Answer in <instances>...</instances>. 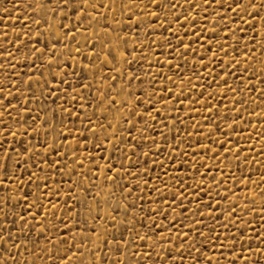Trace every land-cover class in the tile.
Returning a JSON list of instances; mask_svg holds the SVG:
<instances>
[{
    "label": "snow or ice",
    "instance_id": "obj_1",
    "mask_svg": "<svg viewBox=\"0 0 264 264\" xmlns=\"http://www.w3.org/2000/svg\"><path fill=\"white\" fill-rule=\"evenodd\" d=\"M47 3H53V0H47ZM56 3L61 9V15L56 20V25L61 31L54 36L50 32V39L47 42L41 40L44 35L41 24L44 23L48 29H51L52 25L48 21L56 17L57 13L55 6L51 11H48L46 3L41 2L37 4L36 9H33L31 3L27 5L28 10H31L33 15H36L38 10L44 11L45 15L34 21L31 17L25 16L24 22L17 30L26 29L23 32L25 38L21 41L19 36L14 37V44L18 45L15 47V53L6 52L4 45L0 44V56L6 55L14 58L15 54L24 49L26 54L23 59H31L34 66L36 60H41L47 54V59L39 67L43 68L46 64L48 76L51 77V81L56 82L53 86L55 90H51L49 88L50 81L47 78L43 80V83L37 78L36 88L32 87L33 77L31 75L28 76V79L21 80L19 83L16 78L19 77L20 73L11 75L8 84L4 80H0V152L3 153L0 156V192L3 193L0 196V264H38V261L40 264H145L147 260H152V264H186V256L189 257L188 264H202V262L203 264H212L211 257L204 256L201 250L196 247V244L198 240L199 243L203 244L207 235H214L213 228L205 222V218L207 216L219 226V217L215 214L216 210L220 208L219 200H226L232 194L231 192H216L219 200L216 201L215 206H212L213 190L219 187L221 179H227L223 168L218 169L219 178L216 177L215 172L208 171V166L203 163L207 155L208 145L201 144L199 139L195 141L198 147L192 149V168L194 171L191 173L193 179L191 185L185 181L184 177L170 174L161 161L153 159L151 164H148L149 153L158 150L155 151V155L160 156L163 154L169 165L179 154L178 165L183 168L188 166V152L178 147L182 141L180 140L179 127H177L184 125V121L180 119V108L184 107V103L180 102V97H183L184 100L189 98L186 95L185 85V80H188V78L185 77L181 80L180 87L177 88V95L173 96L172 89L163 84V79H166L168 83L172 84L173 88H176L177 86L173 83L171 76L165 74L162 77L161 86L157 91L153 87L156 83V76L149 74L151 78L147 82V87L151 91H145L143 79L136 75V69L125 74L120 68H114L113 70L119 74L121 83L119 87H116L117 76L111 77V83L107 87L112 95L104 91L102 92L104 97L102 100H99L95 95H81V100L87 103L96 104L97 107L103 105L100 115L95 120L92 117L97 115V109L93 108L92 115L89 116L85 112L86 105L78 103L76 95L93 87L91 83L84 81L87 80L90 74L91 78L95 80L98 68L117 63L122 66L126 64L128 68H132V61L128 60L127 56L133 55L134 57V51L129 48L125 29L135 33L137 38L141 27L143 32L149 35L159 28L161 32L167 31L170 36H174L170 25L175 21L179 28H183V24L180 22L181 16H183L185 21H191L192 27L188 31L193 32L195 39L200 41V50L204 53V56L211 52V56L208 57V64L211 65V72L214 73L213 82L216 87L219 88L223 84L224 89L222 92L225 94L231 92L235 96L236 93L243 90L239 87L233 88L228 83V78L231 77L234 81L238 80L241 84H245V80H248V83L245 84V90L249 93L256 92L261 103H264V59L259 61L260 68L256 69L253 66V61L257 59L256 49L250 47V45L264 41V15H261V13H264V0H260L259 3L257 0H215L216 7L226 10L223 13H216L215 9L209 12V0H184L190 11L187 14L181 11L180 15L175 14L176 9L182 7L178 0H108V2L101 0L100 3H92V0H56ZM89 8H91V13H94V15H85L88 13ZM137 8H139V12L136 11ZM145 8L147 11H144ZM100 9H104V11H100ZM191 10H202L206 16L211 15L213 27L205 29L203 25L198 26L196 19L191 15ZM109 12L112 13L111 17ZM117 12L121 14L120 20L116 19ZM228 12L231 13V16L228 15ZM72 14L75 15L74 21L71 18ZM125 16L127 22L124 19ZM245 16L248 17L247 20L244 19ZM256 16H260L261 20L262 34L260 41L256 40L255 32H253V35L241 44L239 37L246 36L247 32L239 25L244 24L253 27ZM157 17H161L163 22L154 23ZM65 19L69 21L68 24L63 23ZM165 22L168 27H165ZM69 24L72 25L71 29ZM117 24L122 25L118 30L115 27ZM230 24L231 27H229ZM33 25L36 28L35 33L32 32ZM196 27H200L199 32L195 31ZM217 29H219L220 35L217 34ZM225 30H227V34L232 35L235 41V44L231 46V50L237 53V56H239L240 51H245L243 57L246 62L245 67L241 68L240 61L235 60V68L239 69V72L225 71L228 65L233 64V58H229L224 65H220L218 62L217 52L222 57L228 56V49L225 47L227 45ZM114 32L117 35L113 38L112 34ZM119 32H125V35L120 36ZM204 32H208L210 37L206 40V43ZM101 33H103L102 38ZM184 35L187 36L188 32H185ZM33 37L35 43H33ZM77 37H82V40H77ZM65 38L67 44H64ZM175 38L178 41L175 44L177 49H180V46L183 45V50L177 52V56H182L191 47L192 37H189L187 43L179 37ZM3 39L8 40L7 34L3 36ZM135 42V40L132 41L133 44ZM37 43H42L43 47L37 48ZM81 44L85 51L81 50ZM97 44H99V47H97ZM57 45H62L64 49H67V56L64 59H61L63 52L57 49ZM12 46L13 44L10 43L9 47ZM168 46L169 49L173 47L171 43ZM261 51L264 54V49H261ZM27 53H31V56ZM191 54L195 56L196 51L193 50ZM204 56L200 57L201 67L208 66L204 63ZM70 57L73 58L71 68L67 66ZM74 57L81 58L79 71H77V62ZM185 64H187L186 58ZM11 67L14 72L15 64H12ZM53 67L57 71L53 72ZM168 67L170 69L172 67L171 60L168 61ZM217 67L221 72H224V76L220 77L219 81L216 80V76L219 75L216 72ZM137 68H139V65H137ZM176 68L175 75L180 78L182 72L179 70V64L176 65ZM125 75L128 77L127 79H125ZM41 76H43V72H41ZM207 78L208 73H205L204 79L207 80ZM104 79L107 80L108 77H104ZM133 80H135V85H133ZM70 81H74L75 86ZM253 81H258L261 87L257 88ZM188 83L191 84V81L188 80ZM21 84L28 89L33 101L37 99V93L40 97L50 100L53 105L52 109L49 110L46 104L39 105L37 115H32L28 107L27 95L21 98L11 91L5 92L6 86L14 87L19 91ZM203 87L201 85L202 89ZM212 87L213 83L207 84L208 89H212ZM137 90L140 95L136 94ZM195 90V84H191L188 91ZM216 95L214 91L201 90L199 93L200 97L205 98L202 101V107H205L209 113H212L214 106L211 105L208 98L216 97ZM9 97L16 103H12ZM57 100H60L61 103L57 104ZM177 102H180V107L175 109V119L171 120L165 113H171L172 108L170 106ZM64 103L68 104L67 108L64 107ZM195 103L196 99L194 98L189 104V113L184 115H190L191 106ZM239 103L240 100L234 99L232 104V108L237 115L240 112V109L237 108ZM244 103L246 105L248 101H244ZM156 105H159V107H156ZM74 107L77 111H72ZM137 108L141 111H137ZM149 109L152 110L149 111ZM245 110L247 111V109ZM13 112L16 113L15 117L12 115ZM40 112H44V115H39ZM57 112L60 113L58 121ZM112 114H114L113 119H107V116ZM248 114L251 115V112ZM260 116L261 119H264V112ZM69 117L80 119L82 125H84L85 120L87 121L83 132L78 131L77 136L73 137L75 148L70 146L73 141H68L65 137V133H67V136H71V130L64 123ZM157 117H160V119L157 120ZM50 118L53 121L52 124L49 123ZM209 119V116H202L204 124H208ZM113 120L115 123H113ZM100 121L104 122L101 123ZM57 123L59 125L58 129L56 127ZM235 123L236 121H233L227 127L234 130ZM72 124L73 127L76 126L75 120L72 121ZM138 124H142L143 127H138ZM11 125H16L18 131L27 133L29 136L31 133H37V144L39 147L44 148V154L38 156L36 146L32 145L30 139L27 143L21 140L18 148L11 146L5 148L4 143L7 141L9 134H11L13 143L17 141V132L12 130ZM33 125H37V127H33ZM161 125L168 133L172 131L173 127H177L176 134L173 137L176 141L175 144L169 143L167 134L160 133L163 142L168 145L171 155L164 153L162 145L157 142L155 135H153ZM192 126L197 127V125ZM41 128L45 129V139L42 141L38 135ZM29 129L31 132H29ZM49 130L56 131V136L53 137L51 144L47 140ZM216 130L219 131V127ZM118 131L121 135H117ZM85 133L89 135H85ZM185 138L189 139L186 131ZM259 138L264 139V133ZM58 139L65 144L66 150L63 152H60L56 147ZM215 139L217 138H213L210 143L214 142ZM81 141H84V143L81 144ZM224 143L229 144V148L224 149L223 157L230 168L231 161L228 159V152L233 151L235 159L239 163V151L231 148V136ZM224 143L219 144V148H224ZM89 145L92 146L91 149H89ZM189 148H191V144H189ZM81 149L88 152L86 158L89 160L91 168H88L87 171H83L87 166L83 164L84 157ZM199 150H203L205 155H199ZM49 151L53 154V159H49L47 155ZM69 151L72 152V157L67 161L68 163L74 161L77 156H82V159L73 163L68 172H65L63 158L68 157ZM105 151L108 152L107 156L104 155ZM260 151L264 154V148ZM212 156H216L215 149L212 151ZM133 159L136 163L132 162ZM244 159L247 160V155L244 156ZM37 160H41L44 167H41L36 162ZM97 160L105 161L104 165L101 167ZM141 160L148 167L141 170L147 174V179L140 181V184L143 185L140 191L142 192L143 189L147 188L149 192L155 191L157 193L156 197H152L150 212L143 211V207L137 209L135 200L131 203L128 202V196L135 195L133 189H136L138 185L132 184L130 187H126V181L129 176L134 180L139 176V172L132 173L130 169L138 167ZM108 161H111V163H108ZM197 161L200 162L198 166ZM220 163V159L217 158L216 164ZM257 163L260 164L259 161ZM126 164L127 167H125ZM216 164L211 165V167L215 168ZM261 166L264 167V165ZM77 167L82 169V173L76 171ZM152 167L162 170L169 181L175 180L171 190L169 184L161 179L159 173L156 175L149 173V168ZM96 168L100 171L102 183L111 185L112 190L108 195L114 197L115 192H120L123 202L115 206L109 205L111 213H117V215L108 213L101 217V190L98 189L89 195L91 188L96 187L94 181H89V187H83L76 181H73L72 184L67 183L68 180L72 179V176L79 177L83 174V177L87 178L91 173L95 177L92 169ZM32 169H35V171H32ZM49 172L52 174L51 184L49 183ZM40 173H44V175H40ZM106 173H112V175ZM197 173H199L198 182L196 181ZM57 175L62 177L60 181L54 179ZM117 176L120 177L119 181H117ZM64 177H67V179H63ZM148 180L159 181L167 192L171 203L160 195V189L156 187V184L150 185ZM206 182L208 183L207 192L204 191ZM261 183H264V176L261 177ZM66 184L68 195L67 198H64L61 191ZM73 186L79 188L85 194L84 199L73 197L70 194ZM205 195H207V199L202 200L201 197ZM84 200H92L95 208L91 205L85 207ZM69 201H71V204ZM140 203L142 206L145 205L143 200ZM188 203H193L191 209L187 208ZM77 204H79V207L73 213L72 209ZM58 208L61 209L59 215L56 211ZM162 208L163 211H161ZM202 208L208 209L207 214L201 211ZM31 209H34V211H31ZM121 209L122 211H120ZM130 209L134 211L130 212ZM169 209L172 213L171 218H169ZM247 210L248 203L246 202L242 211ZM253 211H255L254 206ZM137 212L144 219H148L149 216L151 219H148V223L144 224L137 219ZM259 212L262 220H264V199L261 200ZM225 213L227 215L224 227L227 230L230 226L228 221L236 216V211L234 207L230 206L221 211L220 215L223 216ZM101 219H104L109 225L103 231H101V225L98 223ZM157 219L160 220L159 225L156 224ZM184 221H187V224ZM240 223L242 224V221ZM176 224L180 226L174 227ZM137 225L145 229L143 235L136 230ZM73 229H80V231L74 232ZM200 229H206L207 233L200 231ZM242 231L243 228H241ZM189 233L193 235H189ZM232 239L236 243H230L227 246V251L231 254L227 264H237L238 260H242L243 264H249V258L241 256L236 251L237 243L244 239L243 235L238 238L233 236ZM256 240L260 247L254 251L264 253V228L256 233ZM136 241H139L142 249L140 252L135 251ZM145 242H147V245ZM177 242L179 247L176 246ZM157 245L160 247L157 248ZM145 247L146 250H144ZM219 247L221 250L220 258H223L225 248L223 241H221ZM166 248L167 252H165ZM216 248L217 246L213 242L212 250L216 251ZM241 251H247V249L241 245ZM106 252L111 255V259L106 258ZM153 252L156 253V259H153ZM24 253L29 257H34V259H31V261L21 259L18 262L16 258ZM122 255L129 257V260L122 259ZM85 256L88 257L87 261L84 260ZM132 257H136V259L132 260ZM253 264H256V262H253ZM260 264H264V254L260 257Z\"/></svg>",
    "mask_w": 264,
    "mask_h": 264
},
{
    "label": "rangeland",
    "instance_id": "obj_2",
    "mask_svg": "<svg viewBox=\"0 0 264 264\" xmlns=\"http://www.w3.org/2000/svg\"><path fill=\"white\" fill-rule=\"evenodd\" d=\"M45 2L46 8L48 11H51L52 8L55 6L56 10V17H53L49 19L48 23L52 25L51 29H48L47 25L42 23L41 24V30L44 32V35L41 37L42 41L47 42L50 39L49 33L54 36L57 32L61 31L60 28L56 25V20L61 15V9L58 6V3H56V0H53V3H47V0H0V44L4 45L6 52H13L15 53V47L18 45L14 44V37L19 36L20 40H24L23 32L26 29H21L20 31H17L20 29V25L24 22L25 16L31 17V19L34 21L35 19H39L42 15H45L44 11L38 10V13L36 15H33L31 10H28L27 5L29 3L32 4L33 9H36V6L38 3ZM101 0H92V3H100ZM104 2H108V0H104ZM259 3L260 0H257ZM178 3L182 5V7H178L176 9V15H180L181 11H184L185 14H187L190 10L187 8V4L184 3V0H178ZM213 9H215L216 13H223L226 10L222 8H218L215 5V0H209L208 4V11L211 12ZM100 11H104V9H100ZM137 12H139V8L136 9ZM144 11H147L145 8ZM92 14L91 8H89L88 13L85 15ZM112 13L109 12V16L111 17ZM142 15V13H141ZM191 15L196 19L197 25H203L205 29H210L213 27L212 22V16L205 14L202 10H191ZM228 15L231 16V13L228 12ZM261 15H264V13H261ZM72 20H75V15L72 14L71 16ZM135 18V17H133ZM116 19H121V14L119 12L116 13ZM125 21L127 22V17H124ZM245 20L248 19L247 16L244 17ZM162 18L157 17L156 21L154 23H161ZM183 24V28H179L177 23L173 21L170 25L172 32L174 33V36H170L167 31L161 32L159 28L155 29L150 35L143 32L142 27L139 31V37L137 38L136 34L133 32L127 31L125 29V32L127 33L128 37V45L130 50L134 51V57L133 55H128L127 59L132 61V68H128L125 65H121L120 63H117L115 65H105L104 68H98L96 71V79L93 80L91 78V74L88 76L87 80L84 82L91 83L93 87L88 90L82 91V93H77L76 99L77 102L80 104H85V112L91 116L93 108L97 109V115L93 116L92 118L95 120L100 115V112L102 110L103 105L100 107H97L96 104L87 103L84 100H81V95L85 96H92L95 95L99 100L104 99L102 96V92L107 91L109 92V95H112V93L109 91L107 85L111 83V77L117 76V85L116 87H119L121 81L119 78V74L116 73L113 69L114 68H120L122 72L125 74L129 71H133V69H136V75L142 77L143 79V86L145 88V91H151L147 87V82L151 78L149 74L156 76V83L153 85L159 91V88L161 86L162 77L166 74L167 76H171L173 78V83L176 84V88L172 87V84L168 83L166 79H163V84L167 87L172 89L173 96L177 95V88L180 87L181 80H183L185 77L188 78V80L191 81V84H195L196 90L195 91H188L191 88V84L188 83V80H185L186 85V95H188V100H184L183 97H180V102L184 103V107L180 108V119L184 121V125H179V131H180V140L182 143L178 145L180 149H183L184 151L188 152V166L187 168H183L182 166L178 165V160L180 159L179 154L177 155V158L172 160L171 165L168 164V162L164 159V155L161 154L160 156L155 155L154 150L149 153L148 157V164L150 165L153 159H156L157 161L163 162L164 167L167 168L168 172L175 175H180L184 177L185 181L191 185L193 183V179L191 176V173L194 171L192 168V149H196L198 146L195 143L196 140H200L201 144L208 145L207 148V155L205 156V159L203 160V163L208 166L209 172H215V175L217 178H219L220 173L218 169L221 167L224 170L225 176L227 177L226 180L221 179L220 185L218 188L213 190V203L212 206H215L216 201L219 200V196L216 195V192H231L232 194L227 197L226 200H219L220 208L216 210V216L219 217V226L212 221L210 218L206 216L205 222L208 223L213 228L214 235H207V238L204 240V243H199V240L196 244V247L201 250V253L204 256L211 257L212 264H227V261L231 258V254L227 251V246L230 243H236L235 240L232 239L233 236H236L237 238L241 235H243L244 239L240 240L239 243H237L236 251L241 256H247L249 258V264H253V262H256V264H260V257L264 253H256L254 250L260 247V244L256 240V233H259L262 228H264V220L261 218V214L259 212L260 206H261V200L264 199V183H261V177L264 176V167L261 165H264V154L261 153V149L264 148V139H260V135L264 133V119H261L260 114L264 112V103H261L260 98L258 97V94L256 92L249 93L247 90H245V84L248 83V80H245V84H241L238 80H232L231 77L228 78V83L233 87H239L242 89V92H238L233 95V93L228 92L224 93L222 90L224 89V85L221 84L219 88L216 87V84L213 82V75L214 73L211 72V65L208 64V57L211 56V52L207 54V56H204V53L200 50V41H197L195 39V35L193 32H189V28L192 27L191 21H185L184 17L181 16V21ZM64 24H68L69 21L67 19L63 20ZM241 28H244L247 32L246 36L239 37L241 44H243L249 37L253 35V32H255L256 40L260 41L261 37V20L260 16L255 17V23L253 27H248L247 25L240 24ZM72 25L69 24V28L71 29ZM116 29L118 30L122 25L117 24L115 25ZM165 27H168V24L165 22ZM231 27V24L229 25ZM91 31V30H90ZM196 32L200 31V27H196ZM32 32H36V28L34 25L32 26ZM125 32H119L118 34L120 36H124ZM185 32H188V35H184ZM226 32V39H227V47L228 49V56L222 57L219 52H217V59L220 65H224L229 58H233V64L228 65L225 68V71H236L239 72V69L235 68V60L240 61V67L243 68L246 66V62L244 61L243 57L245 55V51H240L239 56H237V53L233 52L231 50V46L235 44V41L232 38L231 34H227ZM7 34L8 40L5 41L3 39V36ZM217 34L220 35L219 29H217ZM117 35L116 32L112 34L113 38ZM205 37V43L206 40L209 37L208 32L203 33ZM103 37V33H101V38ZM175 37H179L180 39H183L185 43L188 42L189 37H192V45L191 47L183 53L182 56H177L178 51L183 50V45L180 46V49H177L175 47V44L178 42ZM77 40H82V37H77ZM135 40L136 42L133 44L132 41ZM142 41V42H141ZM152 42L151 44L149 42ZM12 43L13 46L9 47V44ZM33 43H35V38L33 37ZM169 43L173 45L171 49H169ZM64 44H67V39H64ZM51 47V45H49ZM37 48L43 47L42 43L36 44ZM97 47H99V44H97ZM250 47H254L256 49V57L257 59L253 61V66L256 69L260 68L259 61L264 59V54H262L261 49H264V41H261L259 44H253L250 45ZM74 48V44H73ZM58 50H62L63 55L61 56V59H64L67 56V49H64L62 45H57ZM81 50L85 51L83 48V45L81 44ZM196 51V55L193 56L191 53L192 51ZM215 50V48H213ZM26 53L24 52V49H21L18 54L14 55V58H10L8 56H0V80H4L6 84L10 83L11 75H14L15 73H20L19 77H17V82L19 83L21 80L28 79V76L31 75L33 77L32 80V87L36 88V79L39 78L40 82L43 83V80L47 78L49 83V88L51 90L54 89L55 81H51V77L48 76L47 71V65L44 64L43 68H40L39 66L44 62V60L47 59V54L41 59L35 61V66L32 63V60H24L23 56ZM27 55L31 56V53H27ZM204 56V63L208 66L201 67L200 66V57ZM185 58L187 59V64H185ZM34 59V58H33ZM76 60V68L77 71H79V61L80 57H74ZM172 61V67L171 69L168 67V61ZM86 63V61H85ZM12 64H15V70L13 72V69L11 67ZM179 64L180 71L182 72V75L180 78H177L175 75V72L177 71L176 65ZM73 65V58H68V67L71 68ZM137 65H139V68H137ZM63 67V65H62ZM31 69V71H29ZM53 72L57 71L55 67L52 69ZM41 72H43V76H41ZM216 72L219 73V75L216 76V80L219 81L220 77L224 76V72H221L219 67H217ZM208 73L207 80L204 79V74ZM199 79H198V75ZM104 77H108L107 80L104 79ZM128 77L125 75V79ZM67 79V78H66ZM255 83V86L257 88H260L261 85L258 81H253ZM70 83L75 86L74 81H70ZM208 83H213L212 89L207 88ZM133 85H135V80H133ZM201 85H203V89L201 88ZM63 87V85H61ZM201 90H204L206 92L208 91H214L216 92V97H210L211 105L213 107L212 113H209L205 107H202V101L205 100L204 97H200L199 93ZM13 92L18 97H23L24 95L28 96V107L31 110L32 115H37V107L39 105L46 104L48 105V109L51 110L53 105L51 104L50 100H46L43 97H40L37 93V99L35 101L32 100L31 94L28 92V89L21 84L19 91L14 87H5V92ZM71 91V89H69ZM137 95H140V92L137 90ZM50 95V93H49ZM196 99V103L191 106V112L190 115H184L185 113H189V104L192 99ZM235 100H240V103L237 105V108L240 109L239 115L236 114L235 110L232 108V104ZM9 100L12 103H16V101L11 100V97H9ZM244 101H248V103L245 105ZM180 102L174 103L170 107L172 108L171 113H165V115H168L169 119L174 120L175 119V109L180 107ZM57 104L61 103L60 100L56 101ZM64 107L67 108L68 104L64 103ZM156 107H159V105H156ZM227 109V110H226ZM247 109V111L245 110ZM152 109H149L151 111ZM72 111H77V109L74 107L72 108ZM137 111H141V109L137 108ZM163 111V109H161ZM251 112V115L248 113ZM13 117L16 116V113H12ZM39 115L43 116L44 112H40ZM57 121L60 119V113L57 112ZM83 115V114H81ZM113 115H108L107 119H113ZM202 116H209V123L204 124L202 120ZM220 118L219 120L217 118ZM160 117H157V120H159ZM75 120V127H73L72 121ZM233 121H236L234 130H230L227 125L232 124ZM103 123L104 121H100ZM39 123V122H38ZM49 123L52 124L53 121L51 118L49 119ZM64 123L68 126V128L71 130V136H67V133H65V137L68 141H73V137L77 136L78 131L83 132L84 125H87V121H84V125L81 124V120L76 117H69L67 120L64 121ZM113 123L115 121L113 120ZM192 125H197V127H193ZM12 130L17 132V141L16 143H13L11 134L7 137V141L4 143V147L8 148L9 146L18 148L20 146V141L23 140L25 143L28 142L30 139L32 142V145L36 146L37 154L38 156H42L44 154V148L39 147L37 144V133H31L29 136L27 133H22V131L17 130L16 125H11ZM33 127H37V125H33ZM57 129L59 128V125L57 123L56 125ZM127 127V125H125ZM138 127H143L142 124H138ZM177 127H173L172 131L170 133L167 132V130L161 125L153 135H155V138L158 143L162 145V148L164 150V153H167L168 155H171V152L168 148V145L163 142V137L161 136V132H164L167 134L169 138V143L175 144L176 141L173 139V137L176 134ZM217 127H219V131H217ZM185 131L188 134L189 139L185 138ZM29 132L31 130L29 129ZM223 133V134H221ZM39 139L42 141L45 139V129L41 128L39 130ZM85 135H89L88 133H85ZM117 135H121V133L118 131ZM56 136L55 130H49L47 140L48 143L51 144L53 137ZM231 136L232 138V149H236V151H239L240 160L239 163H237L235 159V154L233 151L228 152V159L231 161V166L229 168V164L224 161L223 153L224 149L229 148V144L224 143V141ZM206 137V138H205ZM89 138H91L89 136ZM213 138H217L214 140V142H211ZM84 141H81V144H83ZM224 143V148H219V144ZM189 144H191V148H189ZM239 145V147H237ZM71 147L75 148L76 145L74 141L70 145ZM56 147L60 152L65 151V144L62 143L59 139L57 140ZM91 145H89V149H91ZM216 150V156H212V151ZM242 149V150H241ZM81 152L83 154V164L87 166L83 171H87L88 168H91V165L89 164V160L86 158L88 156V152L84 149H81ZM3 153L0 152V156H2ZM49 159H53V154L49 151L47 153ZM95 155V153H93ZM105 156L108 155V152L105 151ZM199 155H205L203 150H199ZM247 155V160L244 159V156ZM72 157V152L69 151L68 157H64L63 160L65 163L63 164V167L65 169V172H68V170L72 167V164L76 161H80L82 159V156H77L74 161L71 163H68ZM219 158L221 163L216 164V159ZM260 162L258 164L257 162ZM41 167H44V164L41 160L36 161ZM133 163H136L135 159L132 161ZM27 163V161H26ZM97 163L102 167L105 163L103 160H97ZM108 163H111V161H108ZM199 161H197V166L199 165ZM216 164L215 168H212L211 165ZM127 167V164L125 165ZM148 165H145L143 160L140 161L138 167L131 168L130 171L132 173L139 172V176L134 180L131 176L127 178L126 181V187H130L132 184H137L138 187L136 189H133V192L135 193L134 196L130 195L128 196V202L131 203L133 200H135L137 209H140L143 207V211L150 212L152 207V197H156L157 193L155 191L149 192L147 188L143 189V191H140V188L143 187L142 184H140V181L143 179H147V174L141 171L144 168H147ZM19 171V170H18ZM32 171H35V169H32ZM77 172L82 173V169L80 167H77ZM92 172L95 173V177L89 173L87 178L83 177V174L79 177L72 176L71 180H68V184H72L73 181H76L77 183L81 184L83 187H89V181H94L96 184V187H92L90 190L89 195L91 193L97 191L98 189L101 190V197H100V215L101 217L107 215L108 213H111V208H109V205H117L122 203L120 192H115V196L112 197L108 195V193L112 190L111 185L107 183H102V177L100 174V171L98 168L92 169ZM149 173L152 175H156L159 173L161 179L166 183L169 184V189L171 190V186L175 184V180L169 181L168 177L164 175L163 171L160 169H157L155 167L149 168ZM107 175H112V173H106ZM40 175H44V173H40ZM50 180L49 183H52L51 176L52 174L48 173ZM235 178V179H234ZM27 179V177H25ZM56 181H60L62 179L61 176L57 175L54 178ZM63 179H67V177H64ZM120 177L117 176V181H119ZM196 181H199V173L196 174ZM148 183L151 185L153 183L156 184V187L160 189V195L163 196L165 200H169V203H171L169 196L167 192L165 191L163 185L159 183V181H152L148 180ZM208 183L206 182L204 186V191L207 192ZM67 184L64 186V188L61 191V195L64 198H67L68 193L66 192ZM73 197H79L80 199H84L85 194L79 190V188L73 186L72 191L70 193ZM3 193L0 192V196H2ZM201 199H207V195L204 197H201ZM145 201V205L142 206L140 201ZM107 201V203H105ZM248 203V210L242 211V208L245 203ZM71 204V201H69ZM183 203V202H182ZM195 203V201H193ZM193 203H188L187 208L191 209L193 207ZM85 207L91 205L93 208H95V204L92 200H84ZM234 207L236 211V216L232 218L228 223L230 226L227 228V230L224 227L226 215H220V212L229 208ZM253 206L255 207V211H253ZM79 207V204H77L76 207H73L72 211L75 213L76 208ZM164 209L162 208L161 211ZM31 211H34V209H31ZM43 211V210H42ZM57 215L60 214L61 209H57ZM122 211V209L120 210ZM134 211V210H129ZM202 212L207 214L208 209L202 208ZM112 215H117V213H111ZM137 219L141 220L144 224L148 223V219H151L149 216L148 219H144L139 212L136 213ZM171 210L169 209V218H171ZM49 219H51L49 217ZM119 219V217H118ZM242 221V224L240 223ZM55 223V221H53ZM98 223L101 225V231H103L104 228H107L109 225L104 219H101L98 221ZM185 224H187V221H184ZM156 224H160V220H156ZM179 224L174 225V227H179ZM241 228H243V231L241 232ZM136 230L140 232L141 235L144 234L145 229L141 228L139 225L136 226ZM74 232H79L80 229H73ZM200 231L207 233L206 229H200ZM159 235V233H157ZM189 235H193L192 233H189ZM215 236V239H214ZM227 237V239H225ZM221 241H223L225 248L223 250V258L221 257V250H220V244ZM213 242L216 244L217 248L216 251L212 250ZM147 245V242H145ZM137 247L135 249L136 252H140L142 249L139 245V241H136ZM241 245L244 246L247 251H241ZM177 247H179V243L176 244ZM157 248L160 246L157 245ZM146 250V247L145 249ZM165 252H167V248L165 249ZM106 258L111 259V255L109 253H105ZM153 259H156V253L153 252L152 254ZM17 261L19 262L21 259L31 261V259H34V257H29L26 253H24L22 256H18ZM122 259L129 260V257L126 255H122ZM132 260L136 259V257H132ZM84 260L87 261L88 257L85 256ZM186 264L189 262V257H185ZM38 264L40 262L38 261ZM145 264H152V260H147ZM203 264V262H202ZM237 264H243L242 260H238Z\"/></svg>",
    "mask_w": 264,
    "mask_h": 264
}]
</instances>
